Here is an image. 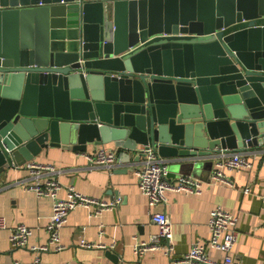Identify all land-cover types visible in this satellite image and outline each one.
Segmentation results:
<instances>
[{
	"label": "water",
	"instance_id": "water-1",
	"mask_svg": "<svg viewBox=\"0 0 264 264\" xmlns=\"http://www.w3.org/2000/svg\"><path fill=\"white\" fill-rule=\"evenodd\" d=\"M258 143L264 0H0V176L51 146L193 170Z\"/></svg>",
	"mask_w": 264,
	"mask_h": 264
},
{
	"label": "crops",
	"instance_id": "crops-1",
	"mask_svg": "<svg viewBox=\"0 0 264 264\" xmlns=\"http://www.w3.org/2000/svg\"><path fill=\"white\" fill-rule=\"evenodd\" d=\"M62 26L60 20L59 32ZM102 147L116 150L118 166H91L89 156L96 155ZM121 151L112 144L89 145L86 151L51 146L34 158L39 163L57 167V178L65 186L72 185L75 190L104 201L122 199L114 209L99 215L91 208L72 209L61 229V242L66 246L62 250L38 252L30 248L48 243L47 225L53 212V199L39 197L28 189L33 180L27 169L11 166L5 170L0 176V216L7 222V227L0 229L1 264H15L17 260L32 262L37 255H41L42 264H176L175 260L189 252L194 242L206 243L209 239L208 220L217 207L238 217L239 235L232 253L234 264H264V143L226 150L228 155L240 151L251 163L247 169L228 170L227 183L212 180L215 159L220 152L202 159L201 165L193 170L183 169L172 159L165 158L169 178L191 175L201 181L203 188L198 194L167 191L168 200L163 208L174 225L175 244L170 256L161 251L150 250L142 255L134 251L133 244L158 232V226L152 222L153 208L147 196L138 187L136 170L142 158L129 152V160L120 159ZM58 192L60 198H67L65 188ZM19 223L30 227L32 234L28 247L12 248L10 231ZM82 240L92 243V247L81 246ZM207 255L218 261L225 253L207 247Z\"/></svg>",
	"mask_w": 264,
	"mask_h": 264
},
{
	"label": "built area",
	"instance_id": "built-area-1",
	"mask_svg": "<svg viewBox=\"0 0 264 264\" xmlns=\"http://www.w3.org/2000/svg\"><path fill=\"white\" fill-rule=\"evenodd\" d=\"M141 165L136 170L138 175V187L147 196L148 204L153 211L151 213L152 222L158 226V232L151 234L144 241H136L134 251L138 255L146 251H161L168 256L172 255L175 250L174 244V225L169 214L163 208L166 205L168 197L167 191H185L194 194L202 192V183L194 179L191 175L181 174L177 179H171L168 176L167 160L157 153L156 149L150 145H142L138 149ZM215 159L212 180L214 182H225L227 179L226 172L229 170L247 169L251 163L243 153L234 151L230 155L226 151ZM216 157V156H215ZM92 167L114 168L120 163L116 150L108 147L99 148L96 155L89 156ZM16 167H23L29 171L33 180L28 187L30 191L35 192L37 196H48L53 199L52 215L47 225L49 240L48 243L41 246H31L32 250L44 252L51 249L62 250L64 246L61 242V229L67 222L72 209L76 207L91 208L95 215H99L107 209H114L122 201L120 197L113 201H104L90 195L81 193L75 188L63 185L57 175L59 169L53 164L39 163L34 159L27 161L25 164ZM66 189L67 198H60L58 191ZM245 191H249L247 188ZM238 217L224 210L221 207L214 209L209 217L208 225L210 236L206 243L196 241L189 252L175 260L176 264H234L233 250L238 239ZM7 227L4 217L0 216V229ZM32 230L26 224L19 223L10 231L9 240L12 248L28 247V240ZM81 246L92 247V243L81 241ZM207 247L221 250L225 253L221 260L211 259L207 255ZM1 264V261H0ZM15 264H42L41 255L35 256L32 262L15 261Z\"/></svg>",
	"mask_w": 264,
	"mask_h": 264
}]
</instances>
